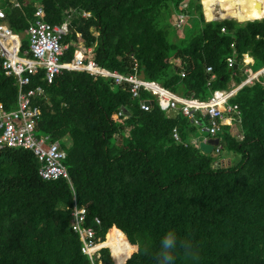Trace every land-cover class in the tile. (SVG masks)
Here are the masks:
<instances>
[{
	"label": "trees",
	"instance_id": "obj_1",
	"mask_svg": "<svg viewBox=\"0 0 264 264\" xmlns=\"http://www.w3.org/2000/svg\"><path fill=\"white\" fill-rule=\"evenodd\" d=\"M20 2H0L15 33H26L40 3L47 23L68 20L64 61L80 51L122 74L143 70L147 81L183 98L205 101L240 84L244 55L253 59V72L264 66V18L208 21L200 0L184 9V0ZM177 13L192 24L177 28ZM38 85L45 96L36 100V133L59 142L71 184L43 179L31 150L0 148V264H87L70 227L74 196L117 263L129 257L124 264H157L162 237L174 231L175 264H264V76L230 98L240 138L221 124L216 156L188 142L187 130L196 128L187 116L161 110L144 88L132 97L127 83L72 70L48 84L43 69L30 75L27 88ZM16 101L15 78L0 66V108L10 112ZM148 101L149 110L141 109ZM224 151L234 154V165L221 164ZM100 254L102 264H114L108 248Z\"/></svg>",
	"mask_w": 264,
	"mask_h": 264
},
{
	"label": "built area",
	"instance_id": "obj_2",
	"mask_svg": "<svg viewBox=\"0 0 264 264\" xmlns=\"http://www.w3.org/2000/svg\"><path fill=\"white\" fill-rule=\"evenodd\" d=\"M10 7H19L20 0H0ZM183 5V4H182ZM34 16L26 31L28 45L23 47L22 39L5 22V11L0 7V66L7 76L15 78L18 85V104L12 111L0 110V148L18 147L31 150L40 163L39 175L46 180L59 177L66 178L71 184L66 166L63 164L64 152L58 141H51L47 135H37L36 122L39 118V108L36 104L38 98L45 96L44 88L40 85L35 88H27L30 83V75H35L39 69L44 70V80L50 84L63 70L86 71L95 77H105L113 80L117 85L127 83L132 97H138L141 88L146 89L156 98L161 110L169 111L179 109L191 121L197 123L198 114L208 117L205 131L212 138H216L225 114H231L238 107L231 105L229 100L235 93L245 85H252L255 80L264 76V66L253 72L249 68L250 63L245 62L244 55V80L234 88L227 91H215L213 95L205 100L187 99L162 87L156 82L141 79L138 73L122 74L116 70L106 69L97 64L91 54L84 55L82 52L75 54L70 61H64L65 47L61 40L68 33V20L59 25H51L44 20L43 6L36 5ZM187 6V3L184 5ZM184 6L182 7L184 9ZM83 15H87L84 13ZM184 13L174 18L175 26H182ZM177 23V24H176ZM178 25V26H177ZM224 31V28H222ZM228 66L235 65L233 58H228ZM136 67V63L134 64ZM211 67H207V72ZM184 76V73L181 74ZM214 75L211 76V80ZM141 109L149 110L150 103L141 102ZM173 138L179 140L176 128L172 132ZM206 141V140H205ZM196 144V142H193ZM220 141L213 146L212 154L220 153ZM70 227L81 241V253L87 257V264H102L100 250L111 249L112 246L97 241V230L93 226L85 224L87 219V208L78 205L74 196V202L70 209ZM100 225L99 218H95ZM115 259V258H114Z\"/></svg>",
	"mask_w": 264,
	"mask_h": 264
},
{
	"label": "bare ground",
	"instance_id": "obj_3",
	"mask_svg": "<svg viewBox=\"0 0 264 264\" xmlns=\"http://www.w3.org/2000/svg\"><path fill=\"white\" fill-rule=\"evenodd\" d=\"M221 7L225 10L223 16L236 17L239 21L256 20L264 18V0H219ZM211 4L210 0H205L207 15L210 16V10L207 9ZM238 5L240 7H238Z\"/></svg>",
	"mask_w": 264,
	"mask_h": 264
},
{
	"label": "crops",
	"instance_id": "obj_4",
	"mask_svg": "<svg viewBox=\"0 0 264 264\" xmlns=\"http://www.w3.org/2000/svg\"><path fill=\"white\" fill-rule=\"evenodd\" d=\"M44 10V9H43ZM88 15V14H87ZM226 18V17H225ZM63 23V22H62ZM58 25V24H57ZM19 38L22 39V42H24V40L26 39L27 40V36L25 33H19ZM24 48H26L24 45H23ZM246 59H248L250 62V64H253V59L250 57V56H246ZM176 61V60H175ZM90 74V73H89ZM91 75V74H90ZM93 76V75H92ZM139 76H140V73H139ZM95 77V76H93ZM97 78V77H96ZM16 81V80H15ZM17 85V83H16ZM231 89L234 88V84H231ZM17 104H18V85H17V101H16V107L15 109L17 108ZM3 108H0V110H2ZM176 110H179V109H176ZM168 114L170 115H176V112L175 110H169L167 111ZM201 117H204L206 119V123H202V121L200 120ZM197 123L193 122L192 121V124L193 126L196 128V131H191V130H187V134H188V142L193 144V142H196L197 146L199 147V142L201 141H209V139H213L212 137H210L208 134H205L207 133L205 131V127L207 126L208 124V117L206 116H201V114H198L197 117H196V120H195ZM222 124H225V125H228L230 126V132L233 134V128L237 127L238 126V123H237V120H232L230 115L228 114H225L224 116V120L222 121ZM238 131H239V127H238ZM38 135V133H37ZM235 136V135H234ZM239 136V134H238ZM221 142V140H220ZM230 163V160L229 158H225V159H221V164L223 165H228ZM113 260H114V264L116 263L114 257L112 256ZM117 264V263H116Z\"/></svg>",
	"mask_w": 264,
	"mask_h": 264
},
{
	"label": "rangeland",
	"instance_id": "obj_5",
	"mask_svg": "<svg viewBox=\"0 0 264 264\" xmlns=\"http://www.w3.org/2000/svg\"><path fill=\"white\" fill-rule=\"evenodd\" d=\"M188 2V0H184V2L182 3L183 5H181V7H183L186 3ZM200 2H201V4H202V9H203V13H204V15H205V19H207V20H212V21H215V19H220L221 17H226L227 19H235V20H237L238 21V19L236 18V17H231V16H223L226 12H225V10L221 7V3H220V1L219 0H210V2H211V4L208 6V8L207 9H209L210 10V16H208L207 15V11H206V6H205V0H200ZM238 7H240L239 5H238ZM184 8H186L185 6H184ZM223 14V15H222ZM176 16H178V13L176 14ZM176 16H174L173 15V20H174V18H176ZM189 19L190 18H188L187 20H184V21H182L181 20V22H183V24L185 23V27L187 28L188 26H190V21H189ZM238 22H241V21H238ZM242 22H245V21H242ZM175 23V22H174ZM177 24V23H176ZM192 24V23H191ZM178 26V25H177ZM181 27V26H180ZM180 27H177V28H180ZM80 51H77L76 52V54L77 53H79ZM173 62H175V64H179V61L178 60H176L175 61V59H173L172 60ZM245 62H250L248 59H246L245 60ZM254 63V62H253ZM251 65H253V64H250L249 66H251ZM250 69H252L253 70V67L251 66V67H249ZM139 74V73H138ZM233 135H235L236 137H238V138H240L239 136H238V134H239V131H238V126L235 128H233ZM205 134H207V133H205ZM219 141H220V139H219ZM64 143H65V145L66 146H69L71 143H70V140L68 139V138H65L64 139ZM225 158H229V160H230V162H231V164L232 165H234V163H235V161H236V157L234 156V154L233 153H230L229 151H224V153L221 155V159H225ZM110 232V231H109ZM122 233V232H121ZM123 234V233H122ZM123 236H124V238H125V240H126V242H127V238H126V236L123 234ZM108 245V244H107ZM124 245V244H123ZM111 246V245H110ZM110 250V254H112L111 253V249H109ZM111 257H112V255H111ZM129 258V257H128ZM128 258H126V260L128 259ZM113 259V258H112ZM126 260H125V262H126ZM114 261V260H113ZM117 263V262H116ZM115 263V264H116ZM117 264H123V263H117Z\"/></svg>",
	"mask_w": 264,
	"mask_h": 264
},
{
	"label": "clouds",
	"instance_id": "obj_6",
	"mask_svg": "<svg viewBox=\"0 0 264 264\" xmlns=\"http://www.w3.org/2000/svg\"><path fill=\"white\" fill-rule=\"evenodd\" d=\"M13 8H17V7H13ZM209 21H211V20H209ZM17 34H19V33H17ZM117 231H119V230H117ZM160 245H161L160 255L157 258V264H175L174 252H175L176 248L178 247V240H177V236H176L175 232L174 231H168L167 233H165V235L162 237V239L160 241ZM184 247L189 248L190 245L187 242H185Z\"/></svg>",
	"mask_w": 264,
	"mask_h": 264
},
{
	"label": "water",
	"instance_id": "obj_7",
	"mask_svg": "<svg viewBox=\"0 0 264 264\" xmlns=\"http://www.w3.org/2000/svg\"><path fill=\"white\" fill-rule=\"evenodd\" d=\"M221 19H226L225 17H221L219 20ZM216 20V19H215ZM218 20V19H217ZM209 21V20H208ZM239 21V20H238ZM246 21H251V20H246ZM236 66V65H235ZM140 78L141 79H145V73L143 70L140 71ZM147 103H152L151 101L147 102ZM219 143V138H213V139H209V141H201L199 142V149L207 154H211L213 146L217 145ZM213 165V164H212ZM219 163L215 162L214 166H218ZM125 263V261L123 262V264Z\"/></svg>",
	"mask_w": 264,
	"mask_h": 264
}]
</instances>
